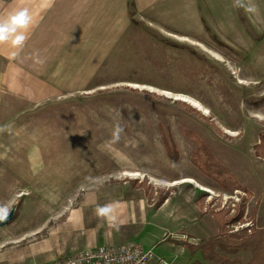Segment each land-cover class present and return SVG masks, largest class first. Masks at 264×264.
<instances>
[{
  "label": "rangeland",
  "instance_id": "obj_1",
  "mask_svg": "<svg viewBox=\"0 0 264 264\" xmlns=\"http://www.w3.org/2000/svg\"><path fill=\"white\" fill-rule=\"evenodd\" d=\"M130 1L137 8L134 23ZM138 2L108 3L119 26L64 27L60 48L59 41L42 42L46 56L62 51L65 69L75 58L84 71L86 62H100L88 65L87 74L95 75L84 90H53L0 58V69L14 66L15 80L0 104V216L16 208L0 228V264H48L73 254L71 242L83 233L67 228L72 213L83 194L113 183L140 188L136 195L157 210L169 192L170 203L141 227L147 241L182 219L202 243L219 233L218 217L232 218L242 206L244 220L229 225V232L253 222L264 227V0H161L143 10ZM85 6L80 4L81 23L88 19ZM177 94L196 99L207 113ZM161 123L174 135L178 163L167 156ZM117 127L122 131L114 139ZM196 138L247 192H227L193 165ZM183 178L213 193L192 183L169 184Z\"/></svg>",
  "mask_w": 264,
  "mask_h": 264
},
{
  "label": "crops",
  "instance_id": "obj_2",
  "mask_svg": "<svg viewBox=\"0 0 264 264\" xmlns=\"http://www.w3.org/2000/svg\"><path fill=\"white\" fill-rule=\"evenodd\" d=\"M143 1H146L144 7L147 8L149 4L154 6L161 0ZM111 2L112 0H0V25L11 23L12 17L25 9L31 17V22L27 26L16 25V33L9 35L7 40L0 41V58L10 59L18 67L29 70L49 84L53 90L70 93L84 90L95 75L87 74L88 67L99 65L100 62L98 64L95 63L96 60H92L89 64L86 62L84 71V68H80L79 60L75 58L66 64V67L70 66V68L65 69L62 51L46 56L42 49V42L51 40L58 43L59 41L60 48L64 39V27L111 26L114 21L111 19L113 8L108 5ZM83 3H86L83 9L84 16H87L88 19H82L87 22L81 23L79 12L80 4ZM101 10L104 11V14L97 18L94 13ZM124 12L127 13V7ZM97 20L103 22H96ZM113 25L119 26L120 24L114 22ZM103 34L106 37L107 32ZM16 35L26 37L22 44L17 45L12 42ZM44 59L45 61L41 63L40 60ZM33 65L36 66L33 67ZM12 70H14V66L10 67V63L6 65L5 69H0V104L4 94L10 91V85L15 83V80L12 79L14 75ZM141 191L140 188L135 189L129 182H125L105 185L98 190L93 189L83 194L67 227L83 233V235L80 234L78 242H71L73 254L98 245H118L130 241L140 242L147 249L155 248L157 252L161 250L158 252L160 254H169L171 244L178 243L171 239L164 240V234L170 232L188 234L192 240L190 244H199L197 242L200 240L199 237L189 234L191 223L182 219L179 220L182 222L178 225L163 227L151 240H145L142 235L145 232H142L141 227L148 226V216L163 211L170 203L171 198L169 197L157 210L146 202V197L141 195ZM136 193L141 194L138 196ZM108 206H111L109 211H101ZM217 231L216 228L215 232ZM182 257L185 264L191 263L192 257L201 259L199 253L192 256L188 249Z\"/></svg>",
  "mask_w": 264,
  "mask_h": 264
},
{
  "label": "trees",
  "instance_id": "obj_3",
  "mask_svg": "<svg viewBox=\"0 0 264 264\" xmlns=\"http://www.w3.org/2000/svg\"><path fill=\"white\" fill-rule=\"evenodd\" d=\"M129 15L132 23L137 21L135 20L137 8L134 1L129 2ZM159 131L170 161L173 163L180 162L181 152L171 129L161 123ZM196 141L198 147L194 150L191 157V162L194 166L209 178L214 179L227 192H232L233 190L248 191L219 162L212 150L202 139L196 138ZM259 145H264V138L261 139V144ZM168 196L169 192L161 195L157 203L158 208L163 205ZM228 212H226V215ZM244 215V206L239 208L234 217L227 220H225L226 216L222 214L217 218L219 224V233L217 235L205 239L199 244H186V248L192 256L199 253L201 258L188 264H264V227H257L255 222H253V227L243 229L237 233L229 232L228 226L243 222ZM255 215L252 216L253 221ZM249 230H251L250 233ZM242 254H245V256L247 254L249 258L244 260L241 257Z\"/></svg>",
  "mask_w": 264,
  "mask_h": 264
},
{
  "label": "built area",
  "instance_id": "obj_4",
  "mask_svg": "<svg viewBox=\"0 0 264 264\" xmlns=\"http://www.w3.org/2000/svg\"><path fill=\"white\" fill-rule=\"evenodd\" d=\"M252 226V223H247L243 227ZM168 239L178 241L177 244H171L169 254H160L155 248L147 249L140 242L130 241L86 248L48 264H181L180 258L187 251L186 244L192 242L190 237L187 234L170 232L164 234V240Z\"/></svg>",
  "mask_w": 264,
  "mask_h": 264
},
{
  "label": "clouds",
  "instance_id": "obj_5",
  "mask_svg": "<svg viewBox=\"0 0 264 264\" xmlns=\"http://www.w3.org/2000/svg\"><path fill=\"white\" fill-rule=\"evenodd\" d=\"M31 22V17L27 11V9L16 13L15 16L12 17L11 23H5L0 25V41H5L8 39L9 35L16 33V25H25L27 26ZM26 39L24 35H16L15 39L12 41L14 44H22V42ZM122 131L121 128L117 127L113 133L114 139H119V133ZM111 206L103 209L101 211L107 212L109 211Z\"/></svg>",
  "mask_w": 264,
  "mask_h": 264
},
{
  "label": "bare ground",
  "instance_id": "obj_6",
  "mask_svg": "<svg viewBox=\"0 0 264 264\" xmlns=\"http://www.w3.org/2000/svg\"><path fill=\"white\" fill-rule=\"evenodd\" d=\"M138 5H139V8L142 9V10L145 8V7H144V2H143V0H142V1L139 0ZM175 36H176V35H175ZM182 38H183L184 40H187V41L190 40V39L187 38V37H182ZM197 45H199V46H201L203 49L207 50L206 46L203 45L202 43H197ZM165 93H167V95H171L169 92H165ZM176 98H177V100H180V101H183V102H187L188 104L192 105L194 108H196L197 110H199V111H201V112H203V113H207V110L205 109V107H204L201 103H199L196 99H193V98L190 97V96L177 94ZM228 132H229L230 134H232V135H236V133L233 132V131L228 130ZM125 174H126L127 176H130V177H137V176H141V177H142V176H143V174H142V173H139V172H126ZM151 179H152L153 181H157V180H156L155 178H153V177H151ZM182 183H192V184L196 185L197 187H199V188L202 189V190H205V191H208V192L213 193V191H212L210 188L201 185L200 183H198V182H197L195 179H193V178H183V179H181V180H179V181H175V182H172V183H169V184H171V185H177V184H182Z\"/></svg>",
  "mask_w": 264,
  "mask_h": 264
},
{
  "label": "water",
  "instance_id": "obj_7",
  "mask_svg": "<svg viewBox=\"0 0 264 264\" xmlns=\"http://www.w3.org/2000/svg\"><path fill=\"white\" fill-rule=\"evenodd\" d=\"M15 212L16 208H13L6 217L0 216V228L7 226L13 220Z\"/></svg>",
  "mask_w": 264,
  "mask_h": 264
}]
</instances>
